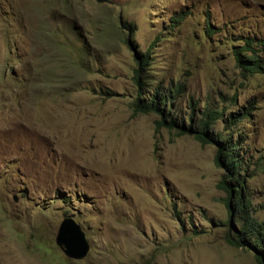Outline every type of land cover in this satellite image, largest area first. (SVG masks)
Instances as JSON below:
<instances>
[{"label":"rangeland","instance_id":"rangeland-1","mask_svg":"<svg viewBox=\"0 0 264 264\" xmlns=\"http://www.w3.org/2000/svg\"><path fill=\"white\" fill-rule=\"evenodd\" d=\"M247 40L264 60V0H0V264H258L225 240L217 147L134 114L149 54L145 99L181 84L174 119L223 112L214 130L240 141L264 220V74L234 57ZM67 218L84 259L57 245Z\"/></svg>","mask_w":264,"mask_h":264},{"label":"trees","instance_id":"trees-1","mask_svg":"<svg viewBox=\"0 0 264 264\" xmlns=\"http://www.w3.org/2000/svg\"><path fill=\"white\" fill-rule=\"evenodd\" d=\"M184 17L176 19L180 24ZM122 27L129 31L130 36L135 31L134 24L123 22ZM208 34L212 33L211 28L207 29ZM131 42V41H130ZM252 40L244 42L243 46L236 47L234 57L237 67L244 76L264 74V60L259 53L255 52ZM137 69L134 81L137 85L138 98L135 102L134 114L154 113L159 116L158 128L167 127L175 131L178 136H193L203 145H214L217 147L216 164L225 171L224 179L220 182L219 188L227 193L226 204L230 212L228 221L229 230L226 234V242L235 248H244L254 252L258 264H264V220H259L253 215L251 201L245 189V176H241V167L244 164L241 154L240 141H234L229 134L216 132L214 125L223 118V112L212 109H205L199 122L193 123V114L188 118L189 123L180 122L171 116L175 98L180 95L182 85L178 84L174 89L163 91L156 88L153 95L145 99V93L150 88L149 66L150 55L137 54ZM162 91V92H161ZM108 94V93H105ZM193 104L192 110L196 109ZM251 108L245 113L231 114L228 118L230 125H237L241 119L248 118ZM233 117V118H231ZM235 117V118H234Z\"/></svg>","mask_w":264,"mask_h":264},{"label":"water","instance_id":"water-1","mask_svg":"<svg viewBox=\"0 0 264 264\" xmlns=\"http://www.w3.org/2000/svg\"><path fill=\"white\" fill-rule=\"evenodd\" d=\"M56 242L64 254L74 260L84 259L90 250L85 232L72 218L62 222Z\"/></svg>","mask_w":264,"mask_h":264}]
</instances>
